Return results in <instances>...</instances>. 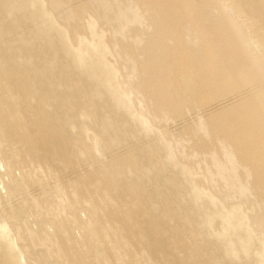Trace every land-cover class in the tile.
Masks as SVG:
<instances>
[{"label":"bare ground","instance_id":"obj_1","mask_svg":"<svg viewBox=\"0 0 264 264\" xmlns=\"http://www.w3.org/2000/svg\"><path fill=\"white\" fill-rule=\"evenodd\" d=\"M0 264H264V0H0Z\"/></svg>","mask_w":264,"mask_h":264}]
</instances>
